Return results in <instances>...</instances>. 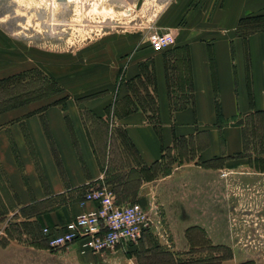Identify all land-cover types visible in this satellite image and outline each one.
Segmentation results:
<instances>
[{
  "label": "crops",
  "instance_id": "crops-1",
  "mask_svg": "<svg viewBox=\"0 0 264 264\" xmlns=\"http://www.w3.org/2000/svg\"><path fill=\"white\" fill-rule=\"evenodd\" d=\"M256 15H264V0H199L175 30L174 46L155 53L143 47L119 58L121 76L114 89L35 99L1 111L0 173L12 202L19 208L35 205L27 219L50 229L93 208L95 203H82L81 195L102 178L107 110L111 128L121 129L144 166L181 141L194 148L191 163L198 168L199 160L221 159V167L253 164L264 173V19H257L251 31L248 21L240 23ZM176 174L154 184L164 234L146 231L126 259L132 264H232L219 252L227 243L220 236V219L228 215L199 206V178ZM73 245L68 247L76 263L88 259ZM7 262L44 264L36 258Z\"/></svg>",
  "mask_w": 264,
  "mask_h": 264
},
{
  "label": "rangeland",
  "instance_id": "rangeland-1",
  "mask_svg": "<svg viewBox=\"0 0 264 264\" xmlns=\"http://www.w3.org/2000/svg\"><path fill=\"white\" fill-rule=\"evenodd\" d=\"M69 1L59 9L53 0H0V112L35 99L91 95L105 86L114 89L121 76V67L116 65L123 54L143 47L155 53L147 33L167 31L175 37L187 11L199 6V0H124L130 5L127 9L102 0ZM43 24L57 28L50 33ZM175 44L173 40L170 46ZM112 119L107 110L102 124L108 134V151L99 155L102 178L96 185L116 188L117 202L143 206L152 221L145 231H155L156 236L165 229L154 184L172 172L193 174L199 178V206L212 208L221 217L228 215L220 223L224 230L220 236L227 242L221 244L222 257L230 258L232 264L248 258L251 264H264V173L255 171L250 163L248 169L221 167V159L199 160L198 168L191 163L194 148L181 141L165 150L155 164L144 167L121 129L111 128ZM248 160H252L250 156ZM35 209V205L19 208L12 202L0 173V264H8L9 259L20 263L22 258H36L44 264H78L68 246L81 249L79 242L58 250L45 247V252L27 248L42 243V228L46 227L37 219H27ZM239 211L246 216L233 219ZM237 224L246 247L235 250L230 238ZM9 243L10 248L4 249ZM135 246L104 254L83 249L88 259L79 264H132L125 253L131 254ZM204 253L207 257L210 251Z\"/></svg>",
  "mask_w": 264,
  "mask_h": 264
},
{
  "label": "built area",
  "instance_id": "built-area-1",
  "mask_svg": "<svg viewBox=\"0 0 264 264\" xmlns=\"http://www.w3.org/2000/svg\"><path fill=\"white\" fill-rule=\"evenodd\" d=\"M146 39L152 50L161 51L171 45L174 37L167 31H149ZM81 196L82 203L92 201L95 206L75 214L62 225H54L51 229L43 227L42 234L48 249L58 250L79 242L82 249L91 254L125 250L135 246L142 231L151 226L152 221L143 206L136 202H117L115 194L107 186L88 185Z\"/></svg>",
  "mask_w": 264,
  "mask_h": 264
},
{
  "label": "flooded vegetation",
  "instance_id": "flooded-vegetation-1",
  "mask_svg": "<svg viewBox=\"0 0 264 264\" xmlns=\"http://www.w3.org/2000/svg\"><path fill=\"white\" fill-rule=\"evenodd\" d=\"M69 2L70 1L68 0L67 3H69ZM104 2H107V1L106 0H102V3H104ZM129 6L130 5H128V7ZM109 7H111V6H109ZM43 26L46 27V28L49 27V25H45V24H43ZM244 216H246L245 213L239 211L238 213L233 215V219H236V218L239 219V218L244 217ZM220 223H223V220L221 221V219H220ZM237 223H238V221H237ZM242 235L243 234L241 233V229L239 228V224H237V226L233 227V229L231 231V238H230V240H231L230 243H231V245L234 246L235 250L236 249H241L242 246L246 247V244L241 243ZM234 253H235V251H234ZM235 264H251V259L248 258V259H244L242 261H237Z\"/></svg>",
  "mask_w": 264,
  "mask_h": 264
},
{
  "label": "trees",
  "instance_id": "trees-1",
  "mask_svg": "<svg viewBox=\"0 0 264 264\" xmlns=\"http://www.w3.org/2000/svg\"><path fill=\"white\" fill-rule=\"evenodd\" d=\"M257 19H264V15H256V16H250V17H245V18H242V19H240V23H243V22H246V21H248L249 22V24L247 25V30L248 31H251V30H254V28H257V24H255V21H257ZM3 80L2 79H0V83L2 82ZM161 157V156H160ZM157 162V160H155L153 163H151L149 166H144V167H147V168H149L151 165H153V164H155ZM113 192H114V194L116 195L117 194V189L116 188H114L113 190H112ZM146 231L144 230V231H142V233H141V237H142V235L145 233ZM42 236H43V239H42V243L41 244H39V245H42V246H44V247H46V241H45V236L42 234ZM141 237H140V239H141ZM139 239V240H140Z\"/></svg>",
  "mask_w": 264,
  "mask_h": 264
},
{
  "label": "bare ground",
  "instance_id": "bare-ground-1",
  "mask_svg": "<svg viewBox=\"0 0 264 264\" xmlns=\"http://www.w3.org/2000/svg\"><path fill=\"white\" fill-rule=\"evenodd\" d=\"M55 3H56V5L58 6V8L59 9H62L63 8V5L66 7V3H67V1L68 0H53ZM110 5H111V3H114V2H116V3H118V4H121V5H123L125 8H127L128 7V5L126 6V3H125V1L124 0H106ZM61 11V10H60ZM64 18V17H63ZM66 19H60V21H65ZM49 30H50V33L52 32V30H55L56 28H57V26H49V27H47ZM61 28V27H60ZM80 252H85L82 248L80 249Z\"/></svg>",
  "mask_w": 264,
  "mask_h": 264
}]
</instances>
